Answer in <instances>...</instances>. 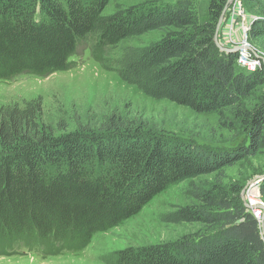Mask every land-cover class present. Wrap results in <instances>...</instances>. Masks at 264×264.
Segmentation results:
<instances>
[{"label": "trees", "instance_id": "obj_1", "mask_svg": "<svg viewBox=\"0 0 264 264\" xmlns=\"http://www.w3.org/2000/svg\"><path fill=\"white\" fill-rule=\"evenodd\" d=\"M110 2L0 0V80L67 70L89 47L104 68L147 96L217 114L223 127L248 138L221 151L115 114L56 134L41 121L39 99L3 105L0 255L20 243L43 257L82 251L96 233L137 215L169 186L186 183L191 203L160 219L201 228L174 241L128 246L114 264H264L260 220L245 206L243 186L224 179L226 167L264 152V65L241 68L239 53L221 50L214 39L227 0H150L106 13ZM239 3L242 14L257 18L249 43L264 50V0ZM154 30L163 32L160 39L106 56ZM210 175L218 178L200 181ZM260 191L264 198V179Z\"/></svg>", "mask_w": 264, "mask_h": 264}, {"label": "rangeland", "instance_id": "obj_2", "mask_svg": "<svg viewBox=\"0 0 264 264\" xmlns=\"http://www.w3.org/2000/svg\"><path fill=\"white\" fill-rule=\"evenodd\" d=\"M147 1L150 0H111L105 12L143 7ZM252 17L248 13L242 14L239 6L234 10V4H230L219 33L221 45L233 48L244 44ZM162 35V31L154 30L124 40L117 47L109 48L105 54L115 58L127 45H147ZM261 52L264 54V50ZM72 60L76 61V65L67 70L45 76L24 72L11 79L0 80V107L14 104L23 106L27 101L39 99L42 102L41 121L45 126H51L56 134L72 131L78 126L101 124L115 114L125 121L143 123L145 127L159 133L221 151L234 149L248 138L237 128L223 127L218 122L217 114L197 113L168 100L147 96L137 86L122 80L114 71L104 68L92 57L89 47H82ZM224 172L227 176L225 182L238 183L244 188L252 179L264 174V152L228 166ZM216 178L218 176L210 175L202 177L200 181L211 184ZM260 184H253L258 190L254 198L258 204L264 205ZM186 187V183L169 186L137 215L109 230L96 233L82 251H65L63 254L43 257L37 249H30L20 243L9 248L5 255H0V264H114L117 252L128 246L177 240L201 228L198 223H164L160 219L163 213L191 203L186 196ZM249 190L245 195L251 202ZM251 211L255 212L253 209ZM258 211L262 216V210Z\"/></svg>", "mask_w": 264, "mask_h": 264}, {"label": "water", "instance_id": "obj_3", "mask_svg": "<svg viewBox=\"0 0 264 264\" xmlns=\"http://www.w3.org/2000/svg\"><path fill=\"white\" fill-rule=\"evenodd\" d=\"M234 0H227V3L224 7V10L221 14V17L218 21V24H217V27H216V31H215V43L217 45L218 48H220L221 50L223 51H226V52H238L240 49L244 48V47H247V48H250L248 45H246L245 43L244 44H241L239 46H236V47H233V48H225L223 45H221V43L219 42V33H220V30L222 28V25H223V22L225 20V17H226V12L228 10V7L230 5V3H232ZM257 20L256 17H252L251 18V22H250V26L249 28L246 30V34H245V37H246V40H247V36H248V31L251 29L253 23ZM253 49V48H252ZM264 179V174L260 175V176H257L255 177L254 179H252L247 186H245L242 190V198H243V202L245 204V206L251 211L252 209L255 210V211H258V209H261L263 214L262 216L259 218L260 220V227H261V233L264 237V205L263 204H257L255 206H253L251 203L248 202L247 198H246V192L249 190V188L257 183H261L262 180ZM254 213V212H253Z\"/></svg>", "mask_w": 264, "mask_h": 264}, {"label": "built area", "instance_id": "obj_4", "mask_svg": "<svg viewBox=\"0 0 264 264\" xmlns=\"http://www.w3.org/2000/svg\"><path fill=\"white\" fill-rule=\"evenodd\" d=\"M230 4H234V10H236V6H239L241 9L239 0H234ZM244 43L250 48L244 47L238 51V62L241 68L253 71L262 67L264 65V54L261 51L255 50L254 47L249 43L248 39H245ZM254 213L258 218L261 217L258 212L255 211Z\"/></svg>", "mask_w": 264, "mask_h": 264}, {"label": "bare ground", "instance_id": "obj_5", "mask_svg": "<svg viewBox=\"0 0 264 264\" xmlns=\"http://www.w3.org/2000/svg\"><path fill=\"white\" fill-rule=\"evenodd\" d=\"M255 185H257L258 186V184L257 183H255ZM255 185H252L251 186V188H250V190H249V194H250V200H251V204L253 205V206H255V205H257L258 204V201H257V199H255L254 198V195L257 193V186H255ZM258 213L260 214V212L258 211ZM261 216V215H260Z\"/></svg>", "mask_w": 264, "mask_h": 264}]
</instances>
